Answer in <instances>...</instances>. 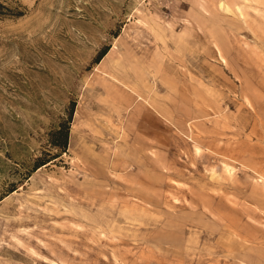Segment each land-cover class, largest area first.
Instances as JSON below:
<instances>
[{
    "label": "rangeland",
    "instance_id": "obj_1",
    "mask_svg": "<svg viewBox=\"0 0 264 264\" xmlns=\"http://www.w3.org/2000/svg\"><path fill=\"white\" fill-rule=\"evenodd\" d=\"M0 264H264V0H0Z\"/></svg>",
    "mask_w": 264,
    "mask_h": 264
},
{
    "label": "trees",
    "instance_id": "obj_2",
    "mask_svg": "<svg viewBox=\"0 0 264 264\" xmlns=\"http://www.w3.org/2000/svg\"><path fill=\"white\" fill-rule=\"evenodd\" d=\"M106 54L103 53V56ZM73 116V110L70 113L69 120L65 121L63 125L61 126V129L59 130V134L61 135L60 143H55L57 146L61 147L63 150H66L69 144V138H70V122L72 121ZM49 161L42 159L40 160V163L38 164V167H41L44 164H47Z\"/></svg>",
    "mask_w": 264,
    "mask_h": 264
}]
</instances>
